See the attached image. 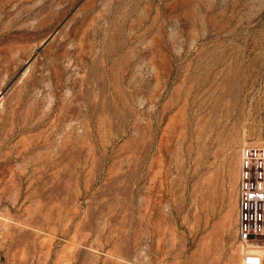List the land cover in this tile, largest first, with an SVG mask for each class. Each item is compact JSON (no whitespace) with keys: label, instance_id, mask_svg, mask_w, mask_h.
Wrapping results in <instances>:
<instances>
[{"label":"rangeland","instance_id":"374dc122","mask_svg":"<svg viewBox=\"0 0 264 264\" xmlns=\"http://www.w3.org/2000/svg\"><path fill=\"white\" fill-rule=\"evenodd\" d=\"M247 142L264 0H0V264H243Z\"/></svg>","mask_w":264,"mask_h":264},{"label":"built area","instance_id":"2783aa9c","mask_svg":"<svg viewBox=\"0 0 264 264\" xmlns=\"http://www.w3.org/2000/svg\"><path fill=\"white\" fill-rule=\"evenodd\" d=\"M238 236L243 264H264V144L244 143L239 159Z\"/></svg>","mask_w":264,"mask_h":264}]
</instances>
